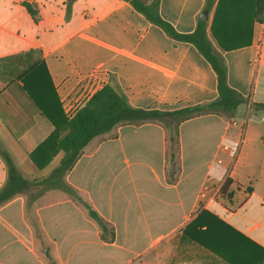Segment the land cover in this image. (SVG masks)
<instances>
[{"label":"crops","instance_id":"crops-1","mask_svg":"<svg viewBox=\"0 0 264 264\" xmlns=\"http://www.w3.org/2000/svg\"><path fill=\"white\" fill-rule=\"evenodd\" d=\"M206 2L160 0L159 11L180 32L195 30L207 11V34L224 57L228 83L246 99L236 116H163L95 136L64 178L109 230L58 188L28 205L32 186L0 205V264H229L223 255L246 264L260 257L264 110L255 104L264 103V21L254 16L255 0H213L210 10ZM22 77L55 92L62 107L63 95L105 84L143 109L218 97L217 73L199 49L128 0H0V145L30 180L49 175L64 152L42 167L31 159L54 125ZM7 177L0 153V189ZM206 186L208 193L221 186L216 201L205 203Z\"/></svg>","mask_w":264,"mask_h":264},{"label":"trees","instance_id":"trees-1","mask_svg":"<svg viewBox=\"0 0 264 264\" xmlns=\"http://www.w3.org/2000/svg\"><path fill=\"white\" fill-rule=\"evenodd\" d=\"M134 8L143 13L151 22L159 25L171 37L193 43L199 51L208 59L217 73L218 97L212 101L185 106L176 110L143 109L132 106L124 93L119 92L111 84H105L98 89L81 107L77 113L68 118L55 92H45L38 87H32L24 77V85L47 118L54 125L53 131L30 153L31 159L42 167L57 151L64 152L60 162L47 175L38 180L26 178L19 168L13 163L7 151L0 145V153L8 166V177L5 185L0 189V205L18 193H23L32 186L28 198V205L32 201L51 188H58L80 200L88 209L89 214L100 225L103 233L108 228L107 221L85 200L81 199L77 190L69 184L64 176L74 166L81 155L83 148L95 136L110 131L121 123H141L148 119L170 116L177 121H182L202 113H223L232 118L237 114L239 105L246 101L245 97L228 83L227 65L224 57L216 50L207 34V21L199 18L197 27L191 32H180L173 24L163 17L159 11L160 0H128ZM213 0H207L205 10H210ZM254 16L259 21H264V0H255ZM264 110V103L255 104ZM171 134L174 133L171 130ZM38 154L45 155L44 159L38 158ZM171 160H175L172 158ZM173 170L177 165L174 161ZM230 180L223 185L226 190ZM255 261L246 264H264V249ZM229 264L235 263L223 255Z\"/></svg>","mask_w":264,"mask_h":264},{"label":"built area","instance_id":"built-area-1","mask_svg":"<svg viewBox=\"0 0 264 264\" xmlns=\"http://www.w3.org/2000/svg\"><path fill=\"white\" fill-rule=\"evenodd\" d=\"M93 88H91L90 90H86L85 92H82L81 94H79L78 96H70V95H63L62 96V103H63V108H64V112L66 114V116L68 118H72L77 111L83 107L86 102L89 100V98L94 94L93 93ZM231 124L236 125L237 124V120L235 118L231 119ZM224 149L228 150L230 149V146L225 144L223 146ZM235 153L237 151V148L234 149ZM221 190V186H219L218 188H215L212 186V188L209 190L208 193V189L207 186L201 189L200 195L204 198H206L205 203H210L213 201H216L217 199V195L220 193Z\"/></svg>","mask_w":264,"mask_h":264},{"label":"water","instance_id":"water-1","mask_svg":"<svg viewBox=\"0 0 264 264\" xmlns=\"http://www.w3.org/2000/svg\"><path fill=\"white\" fill-rule=\"evenodd\" d=\"M200 18H202V19H207L208 18V13H207V11H203L201 14H200ZM48 251L46 250V253H47Z\"/></svg>","mask_w":264,"mask_h":264},{"label":"rangeland","instance_id":"rangeland-1","mask_svg":"<svg viewBox=\"0 0 264 264\" xmlns=\"http://www.w3.org/2000/svg\"><path fill=\"white\" fill-rule=\"evenodd\" d=\"M174 161L176 162V160H171L170 162L173 163ZM174 166H176V165H174ZM176 167H177V166H176Z\"/></svg>","mask_w":264,"mask_h":264}]
</instances>
